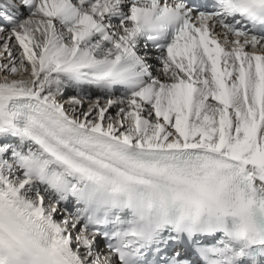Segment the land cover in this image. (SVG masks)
Returning <instances> with one entry per match:
<instances>
[{
	"label": "snow or ice",
	"instance_id": "1",
	"mask_svg": "<svg viewBox=\"0 0 264 264\" xmlns=\"http://www.w3.org/2000/svg\"><path fill=\"white\" fill-rule=\"evenodd\" d=\"M211 2L9 0L0 136L32 146L0 139V264H126L169 226L224 228L221 196L264 202V0ZM158 7L176 23L152 79L137 41ZM65 77L140 87L86 105ZM240 239L264 244V215Z\"/></svg>",
	"mask_w": 264,
	"mask_h": 264
},
{
	"label": "clouds",
	"instance_id": "2",
	"mask_svg": "<svg viewBox=\"0 0 264 264\" xmlns=\"http://www.w3.org/2000/svg\"><path fill=\"white\" fill-rule=\"evenodd\" d=\"M175 19L167 11L159 7L156 10H149L141 16L139 25L143 34L164 36L174 26ZM120 67H126L122 62ZM226 197H220V204L214 206L225 218L226 225L234 226V234L237 237H247L256 230L257 221L260 215H264V202L251 200L235 205L225 204Z\"/></svg>",
	"mask_w": 264,
	"mask_h": 264
},
{
	"label": "bare ground",
	"instance_id": "3",
	"mask_svg": "<svg viewBox=\"0 0 264 264\" xmlns=\"http://www.w3.org/2000/svg\"><path fill=\"white\" fill-rule=\"evenodd\" d=\"M2 4H3V2L0 1V8H3ZM20 22H23V21H20ZM163 70L164 69H162L161 72H159V73H155V72H157V71H155L152 74L151 78L152 79L158 78V76L161 75ZM136 87L138 89V87H140V85L137 84ZM53 91L54 92L56 91L55 86L53 87ZM75 91H76V78L65 77L63 80V84L59 90V95H60L61 100L68 101V100L72 99L73 97H83V98H85V104L87 105L88 101H90V100L105 99V98H122V96L117 95V94L116 95H99V94L91 93L89 95H83V94H79V92L77 93ZM65 95H71V96L64 97ZM114 111H115V109H113V112ZM17 136H19V134L15 133V132H8L4 136H0V139L10 138L13 141V140H15V138H17ZM22 140H24V138ZM23 143L25 145H27V148L32 146V144L30 142L28 143V141H26V142L23 141ZM14 145H13V147H15ZM26 151H27V149H26Z\"/></svg>",
	"mask_w": 264,
	"mask_h": 264
}]
</instances>
